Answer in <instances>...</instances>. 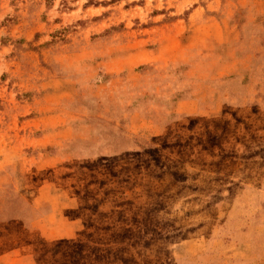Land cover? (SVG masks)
<instances>
[{
  "label": "rangeland",
  "instance_id": "obj_1",
  "mask_svg": "<svg viewBox=\"0 0 264 264\" xmlns=\"http://www.w3.org/2000/svg\"><path fill=\"white\" fill-rule=\"evenodd\" d=\"M0 264H264V0H0Z\"/></svg>",
  "mask_w": 264,
  "mask_h": 264
}]
</instances>
